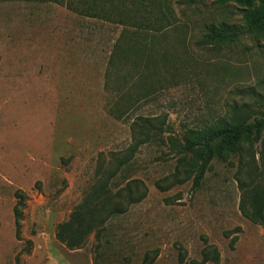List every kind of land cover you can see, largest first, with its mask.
<instances>
[{
    "label": "rangeland",
    "instance_id": "rangeland-1",
    "mask_svg": "<svg viewBox=\"0 0 264 264\" xmlns=\"http://www.w3.org/2000/svg\"><path fill=\"white\" fill-rule=\"evenodd\" d=\"M144 1L154 6L135 9L134 25L0 2V264H195L208 246L221 254L208 264H264V227L239 210L236 169L215 160L193 191L175 183L168 140L233 111L264 115V32L205 46L207 26L244 25L240 8ZM121 39L132 41L115 57ZM143 120L162 123L161 141H135ZM113 172V194L136 182L146 196L129 205L124 194L100 240L68 250L57 226Z\"/></svg>",
    "mask_w": 264,
    "mask_h": 264
},
{
    "label": "trees",
    "instance_id": "trees-1",
    "mask_svg": "<svg viewBox=\"0 0 264 264\" xmlns=\"http://www.w3.org/2000/svg\"><path fill=\"white\" fill-rule=\"evenodd\" d=\"M15 1L53 3L79 16L122 25H134L136 18L133 14L137 13L135 9L154 6V3H146L144 0H0ZM212 1L216 6L233 5L240 8L245 22L241 27L227 23L207 26L203 35L205 46L232 44L243 36L264 32V0ZM121 38L124 40L126 34ZM122 39L115 48V57L127 52L126 44L129 45L132 41L128 39L125 43ZM153 122L143 120L132 125L134 139L138 144L155 143L163 139L167 130L162 123H157L156 126ZM168 140L171 152L177 159L175 183L191 181L192 190H199L212 163L219 160L229 168L236 169L235 181L240 192L239 210L242 216L253 224L264 227V115L244 117L233 111L201 127L186 129L179 136H170ZM258 146L261 147L260 150ZM120 167L118 165L117 173ZM116 172L97 182L69 219L57 226L56 239L68 250L83 249L91 235L95 240H100L109 218L123 213L124 194L129 205L141 202L146 196L145 193H139L141 186L136 182L128 183L125 188L113 194L109 184ZM180 177L182 179L177 181ZM157 186L162 189L161 184ZM16 218L17 222L22 219L19 210H16ZM235 241V238L232 239L231 245ZM220 257L216 247L208 246L204 249L202 261L195 264L218 263ZM147 260L148 256L145 263Z\"/></svg>",
    "mask_w": 264,
    "mask_h": 264
}]
</instances>
